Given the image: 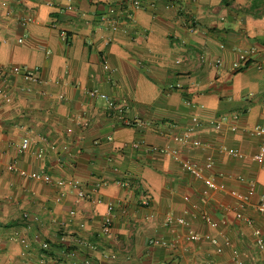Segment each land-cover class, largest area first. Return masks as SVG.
I'll return each instance as SVG.
<instances>
[{
  "label": "crops",
  "instance_id": "1",
  "mask_svg": "<svg viewBox=\"0 0 264 264\" xmlns=\"http://www.w3.org/2000/svg\"><path fill=\"white\" fill-rule=\"evenodd\" d=\"M139 2L0 0V69L34 76L3 83L0 264H264V162L250 133L264 126V0ZM238 51L248 61L233 70ZM188 131L200 146L179 140ZM208 159L222 189L184 165ZM231 190L249 196L244 208Z\"/></svg>",
  "mask_w": 264,
  "mask_h": 264
},
{
  "label": "built area",
  "instance_id": "2",
  "mask_svg": "<svg viewBox=\"0 0 264 264\" xmlns=\"http://www.w3.org/2000/svg\"><path fill=\"white\" fill-rule=\"evenodd\" d=\"M132 5L134 7H139L140 6L139 0H132ZM20 20H21L22 24L25 25L26 23H29L31 21V17L24 16V17H21ZM190 30L191 31L196 30V27L194 24H192ZM61 35L63 37L65 36L64 33H61ZM19 41H21V39H19ZM247 61H248L247 53L244 51H238V59L232 62L231 68L233 70H238L241 67H243L247 63ZM215 63H216V65L222 64L220 59H216ZM11 73H13V74L14 73L15 74L22 73L23 78L25 80L34 77L32 72H30L26 69H23L21 67H17V66L0 69V107H2L5 103H8L10 101V98H11L7 89L3 86V83L8 79V77ZM88 94L91 97L98 96V97L102 98L104 101H106V103L109 107H113V108L116 107L113 100H111L106 93H100L95 89H90V90H88ZM187 103L189 104L188 101H187ZM192 120L195 123L197 122V119L195 117H193ZM135 122L138 123L139 125L141 124L139 121H135ZM123 123L126 125L130 124L129 120H127V119H123ZM219 125H220V122L215 123L216 128H218ZM233 129L234 128L232 127V130ZM250 133L259 139L258 149H257L256 153L253 154V158L257 161L264 162V126L263 125H255V126L250 128ZM179 140L181 142H184V143H190L191 145L197 146V147L201 145L200 140H198L196 138L191 139L190 131L186 132L181 137H179ZM28 144H29V139L25 137L19 145L20 151L25 150L27 148ZM136 145L137 144H135V146ZM48 147L50 149L54 148L53 145H50ZM44 148L45 147L40 148V150L37 153L38 157L42 156L43 152L45 151ZM157 149H158V147H155V146L148 147V150H157ZM162 150H163V152H166V153H173V151H171L168 147H164ZM227 152H228V154L233 155V156H237L239 154L238 150H236V149H229V150H227ZM184 165L191 172L192 175L202 179L204 181L205 185H207L208 187H211L213 189H222L223 188L222 184L215 183L211 176H209V175L207 176L204 174V171H203L204 169L210 170L212 168V161L211 160L208 159L202 167L197 166L196 164L191 163V162H186ZM8 168L10 170H17L21 176H30V177H32L38 181L44 182V183L51 182V180H52L51 175L46 173L45 171H39L36 173H28L22 169H17L14 164H9ZM56 182L59 185H70V186L73 185L72 180H67V181L57 180ZM250 186H253V183H251ZM230 194L237 199L238 206L240 208H244L248 204L249 196L247 194L240 192V191H237V190H231ZM77 195H78V197L81 198L84 196V192L81 190H78ZM96 201L99 202L100 199L97 198ZM257 210L261 213H264V200H261L258 203ZM111 212H112V205H109L107 207V214L103 219V223H102V227H101V233L102 234H108L110 232L111 223H112ZM236 215L239 218L242 217V214L240 212H237ZM177 222L180 224L185 223L183 218H178ZM190 238L194 240V239H198L199 236L196 233H190ZM162 243L165 244V242H162ZM256 243L260 249H264V242L261 238H257ZM43 247H47V243H44ZM235 261L237 264H239V262L237 260H235Z\"/></svg>",
  "mask_w": 264,
  "mask_h": 264
}]
</instances>
